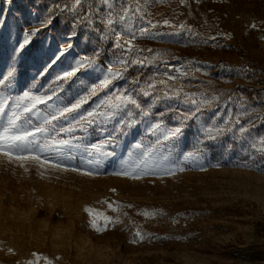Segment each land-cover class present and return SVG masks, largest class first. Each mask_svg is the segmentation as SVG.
Instances as JSON below:
<instances>
[{
    "label": "rangeland",
    "instance_id": "1",
    "mask_svg": "<svg viewBox=\"0 0 264 264\" xmlns=\"http://www.w3.org/2000/svg\"><path fill=\"white\" fill-rule=\"evenodd\" d=\"M125 4L130 9L127 25L133 31L148 27L151 32L147 37L137 35L134 45L140 51L133 55L163 57L167 67L133 65L114 87L131 88L135 79L143 83L154 73L176 76L179 69L191 72L181 81L187 91L206 90L220 100L199 119L184 122L175 147H162L137 119L123 135L117 134L116 155L99 170L82 163V148L72 151L75 160L61 161L70 168L92 171L93 176L32 160L10 161L0 154V264H264V152L254 147L264 138V0H185L183 4L125 0ZM48 16L40 2L0 0V77L15 69L0 91L9 97L24 91L52 96L37 104L30 114L33 123L74 103L97 81L99 69L58 79L72 71L76 59L92 56L97 49L99 64L108 65L114 58L112 41H102L99 31L81 36L62 22L55 23L54 17L17 51L25 32L34 31L38 21ZM164 20L191 31L164 26ZM148 21L157 27L151 28ZM69 42L72 46L67 48ZM61 49L64 55L46 68ZM103 96L101 92L93 97L83 109ZM138 100L148 103L144 96ZM241 104L248 115H240L236 128L248 127L252 120L248 133L234 128L204 145L200 163H183L201 138L202 128L233 120L245 111ZM189 108L162 102L154 113L163 112V122L171 128L180 126L178 113ZM13 111L19 109L10 99L5 119ZM59 123L67 126L65 121ZM113 127L109 125V130ZM72 135H87L88 143L103 138L95 125L87 133L77 130ZM141 141L149 151L157 150L146 161L148 173L138 180L112 175ZM44 155L56 162V153ZM165 155L167 159H162ZM83 159L91 157L83 154ZM93 221L101 232L94 230Z\"/></svg>",
    "mask_w": 264,
    "mask_h": 264
},
{
    "label": "snow or ice",
    "instance_id": "2",
    "mask_svg": "<svg viewBox=\"0 0 264 264\" xmlns=\"http://www.w3.org/2000/svg\"><path fill=\"white\" fill-rule=\"evenodd\" d=\"M180 2L183 4L185 0H180ZM82 7L83 0H71L70 3L56 5L57 9L67 11L73 16L74 25L82 22L103 25V29H97V31L101 33L100 39L102 41H112L114 58L108 65L99 64L98 59L101 53L97 49L92 56H82L76 59L72 71L64 73L58 79L67 80L81 70L95 71L99 69L100 76L94 84L87 87L84 94L79 96L74 103L55 108L48 115L43 116L38 123L32 122L30 114L36 109L37 104H43L51 100V95L42 98L24 91L22 95L9 97L0 91V154L8 157L10 161L13 159L20 161L32 160L36 161L39 165H48L50 168L59 171L79 172L81 175L93 176L95 173L92 171H80L75 167L70 168L61 161L75 160V156L71 154L72 151L82 148V163L93 165L99 170L102 168L105 160L116 155L115 148L118 146L117 134L123 135L127 128L135 125L137 119H140L145 124L148 134L157 137L162 147H175V142L183 134L182 125L184 122L199 119L204 110L217 104L220 100L219 95L206 90L199 92L187 91L186 86L181 81L190 76L191 72L179 69L176 70L178 72L176 76L171 75L167 71L163 74L154 73L143 83L137 78L132 82L131 88L116 89L114 82L123 79L131 66L140 65L147 67L150 64L164 63L167 67L166 61H164L163 57L150 59L149 57L133 55L140 51L134 45L137 35L147 37L151 35V32L148 27H140L138 31H133L127 25L126 21L130 9L126 6L125 0H97L96 4L88 5L86 14H81L80 10ZM101 7L104 9L103 11H101ZM51 23V16L38 21L34 31L25 32L24 39L19 44L17 51L24 49L29 44L32 36H35L37 32L42 28L48 27ZM148 24L151 28L157 27L151 21H148ZM163 25L177 27L179 30L191 31L184 24L173 26L168 20H164ZM72 35H75V33L70 34L69 41ZM211 39H215V37H211ZM71 46L70 42L66 44L67 48ZM115 50L119 51L116 52ZM63 55L64 50H59L45 67H51ZM14 72L15 69L11 68L5 76L0 77V87L3 86L5 80L13 77ZM101 92L104 93V96L96 101L94 106L89 109H83L85 104H88L93 97L98 96ZM138 96L148 98V103H141L138 100ZM10 99L15 104V108L19 109V112L13 111L12 115L5 119V109ZM241 99L243 100V98ZM229 100H231V97H229ZM162 102H175L190 106L187 112L178 113L180 126L167 127L163 122L164 113H154L155 106ZM241 107L245 108V111L237 115L233 120L226 121L223 126H204L201 131V138L198 139L195 149L184 155L183 163L190 161L200 163L203 159L204 145L208 141H214L236 128V125L240 124V115H248L246 106L241 104ZM172 110L175 111L174 108ZM24 114L29 115L25 116ZM21 120L22 123H18ZM53 121H56L57 124H53ZM60 121L67 122V126L59 123ZM253 124L254 121L250 120L248 127L240 125L239 128H236V131L246 134ZM94 125L103 134V138L99 142L88 143L87 135L82 137L72 135L77 130L87 133L88 129ZM109 125H114L111 131L109 130ZM74 141L78 142L74 143ZM254 147L264 152V138H260L258 144L254 145ZM109 148H112V150L109 151ZM51 152L56 153V162H53L44 155ZM156 152V148H152L149 151L142 141L136 143L128 152V158L120 162L119 170L111 174L135 180L142 179L149 171L146 161L148 158L154 156ZM83 154H87V157H91V159H83ZM161 158L167 159V156L165 155ZM142 165L145 166L142 167ZM23 166L21 164V167ZM177 167L179 171L184 170L179 164ZM168 171L169 174L175 175L174 171ZM87 211L91 213V209ZM108 222L110 223L111 221ZM92 226L95 231L101 232V228L96 226L95 221H93Z\"/></svg>",
    "mask_w": 264,
    "mask_h": 264
},
{
    "label": "trees",
    "instance_id": "3",
    "mask_svg": "<svg viewBox=\"0 0 264 264\" xmlns=\"http://www.w3.org/2000/svg\"><path fill=\"white\" fill-rule=\"evenodd\" d=\"M40 2L41 5L47 9L48 15L54 17V22L59 23L62 22L68 27L73 28L76 33H79L81 36H85L86 34L96 35L97 29H103V25L101 24H87L80 23L78 25H74L73 16L69 14L67 11H62L56 8V5H63L65 3H70L71 0H34ZM97 0H83V7L81 8V14H86L88 10L89 4H96Z\"/></svg>",
    "mask_w": 264,
    "mask_h": 264
}]
</instances>
